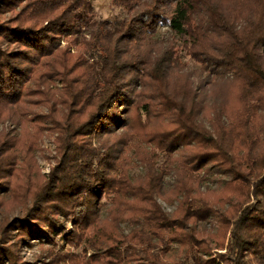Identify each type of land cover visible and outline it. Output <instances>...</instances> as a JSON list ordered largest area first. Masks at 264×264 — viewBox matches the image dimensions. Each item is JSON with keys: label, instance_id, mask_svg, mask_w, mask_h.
I'll return each instance as SVG.
<instances>
[{"label": "trees", "instance_id": "16d2710c", "mask_svg": "<svg viewBox=\"0 0 264 264\" xmlns=\"http://www.w3.org/2000/svg\"><path fill=\"white\" fill-rule=\"evenodd\" d=\"M115 4L125 15L111 20L97 17L93 0H0V118L41 95L36 104H48L49 113L36 116L50 120L60 155L33 206L4 227H16L22 241L32 233L50 239L42 228L49 212L71 216L68 242L103 253L83 264H208L212 243L230 264H264V0ZM7 13L14 15L3 18ZM159 26L185 38L206 85L238 82L235 108L217 102L211 87L201 97L188 85L171 90L170 74L182 64L172 43L155 41ZM63 41L81 48L73 56ZM53 78L64 83L60 97L28 88ZM146 80L155 87L146 113L172 126L142 135L132 112ZM143 139L155 142L165 161L159 167V157L138 155L148 170L134 176L125 152ZM7 157H0V177H18L6 170L13 168ZM213 168L230 177L222 189L204 188ZM7 185L8 205L31 194ZM157 198L177 202L175 210L165 211ZM4 257L16 264L0 245V264Z\"/></svg>", "mask_w": 264, "mask_h": 264}, {"label": "rangeland", "instance_id": "374dc122", "mask_svg": "<svg viewBox=\"0 0 264 264\" xmlns=\"http://www.w3.org/2000/svg\"><path fill=\"white\" fill-rule=\"evenodd\" d=\"M225 1L227 0H220ZM95 12L99 19H115L125 15L123 9L115 4V0H93ZM248 8L251 10V4ZM19 10V8H18ZM14 13H7L3 18L13 16ZM158 45H165L172 43L175 53L180 58L181 68L176 71L172 78L170 88L172 86H192L194 92L201 97L205 90L209 92L210 87L214 94H212L217 102L227 101L229 109L235 108L238 105V100H234L235 93L237 92L238 82L229 79H220L214 86L206 85L205 81L208 78L207 72L203 71L202 64L195 61L188 52V44H185V38H180L167 26H159L154 37ZM62 46L69 48L72 55H76L81 48L75 44H71L68 47L67 41L62 42ZM6 49V45H3ZM174 80V81H173ZM173 82V83H172ZM147 87L146 94H142L141 98L137 100L139 107L136 111L132 112L134 118L133 128L139 134L145 135L147 132H159L165 127H171L169 124V118L165 119L159 115L148 116L146 109L150 106V93L154 91L155 87L153 81L146 80ZM29 86V87H28ZM28 88L46 90L55 94L57 97L64 91V83L59 78L46 79L44 84L36 85L34 81H30ZM37 91V90H35ZM44 95V94H43ZM210 95V92H209ZM41 96V95H40ZM37 93L31 97L32 105L27 104L25 108H19L10 114V116H4L0 118V157L1 155L8 156L11 159L13 168L7 166V171L10 174L11 170L15 169L20 172L18 177H15V173L12 176L2 174L0 177V245H4L8 251L15 255L16 264H83L84 261L89 258H95L96 255H102V251L91 249L90 247L76 246L70 244L64 237V227L73 229L74 224L71 221V216H64L62 214H53L51 222L42 226L44 232L49 234L50 239H47L45 233H32L27 234L24 240H20V232L13 226V230H9L10 227H4L8 221H13L16 218L24 217L27 212V208H31L34 204L33 194L36 189L40 188L48 179L52 169L59 161L60 155L57 148V132L53 130L50 120L44 116H36L37 114L43 115L49 113V105L46 103L36 104V101L40 99ZM43 97V96H42ZM26 102L30 103L26 98ZM148 104V107L146 105ZM58 107L62 105L59 103ZM261 120V119H260ZM264 121V118L262 119ZM146 122V123H145ZM136 141L128 148L125 154L130 158V162L133 164L131 168V174L134 176H143L148 170V166L138 160V155L145 157L153 156L157 159L156 166H161L165 160L161 157L162 151L156 146L152 140H140ZM17 143L16 148L13 146ZM138 143V147L135 145ZM137 153V154H136ZM139 153V154H138ZM11 154V156H9ZM7 157V158H8ZM17 173V172H16ZM229 175L219 171L217 168H213L207 175V179L204 182L205 187H211L213 189H222L226 186ZM173 180L172 171L169 170L165 174L164 183L169 185ZM12 184L14 188L20 187L19 192H22L26 186L30 189L31 194L28 195L24 203L8 205L11 201V195L6 192L8 190L7 183ZM4 191V192H2ZM158 202L162 205L165 211L172 212L176 208L177 202L172 204L171 201H165L161 198H157ZM105 216V215H104ZM52 224V228L50 227ZM210 227V223L207 224ZM120 227L126 233L130 231L128 225L122 223ZM213 232L215 228L211 229ZM211 257L212 262L208 264H230L225 259V256H220L221 253L225 254V249H217V244L212 243ZM180 252L175 250L174 255L179 258ZM204 259L209 256L204 255ZM136 262V261H135ZM133 262L132 264H142V261ZM3 263L12 264L8 257H4ZM145 264V263H143Z\"/></svg>", "mask_w": 264, "mask_h": 264}]
</instances>
